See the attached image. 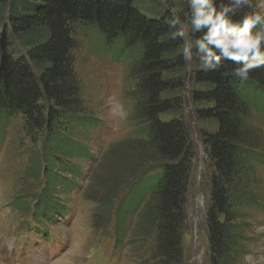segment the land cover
Wrapping results in <instances>:
<instances>
[{
    "label": "trees",
    "instance_id": "obj_1",
    "mask_svg": "<svg viewBox=\"0 0 264 264\" xmlns=\"http://www.w3.org/2000/svg\"><path fill=\"white\" fill-rule=\"evenodd\" d=\"M172 14L152 1L0 0V148L7 128L20 120L37 147L28 175L42 183L32 205L17 197L9 206L29 213L36 225L55 224L65 217L63 195L85 176L82 162L100 163L91 145L101 122L86 109L75 72L78 31L97 54L128 63L136 130L146 136L139 146L149 149L139 159L148 169L119 200L118 186L103 188L97 210L105 216L104 232L113 218L112 239L125 243L126 220L140 211L153 241L148 264L182 263L192 148L180 94L188 84L195 120L212 126L201 132L213 167L208 264H240L250 252L251 213L264 208V139L250 132L254 118L264 125V69L244 82L228 75L230 61L218 72L199 71L195 62L187 70L181 41L168 36L165 19ZM179 14L187 15L184 2ZM114 157L106 163L109 179L124 167L123 156Z\"/></svg>",
    "mask_w": 264,
    "mask_h": 264
},
{
    "label": "rangeland",
    "instance_id": "obj_2",
    "mask_svg": "<svg viewBox=\"0 0 264 264\" xmlns=\"http://www.w3.org/2000/svg\"><path fill=\"white\" fill-rule=\"evenodd\" d=\"M139 1L158 3L170 9L173 14L181 12L184 2ZM75 38L78 42L75 72L84 104L89 114L101 122L93 132L91 145L100 163L95 165L82 162L85 176L77 180L73 192L63 195V201L66 202L64 218L55 224L36 225L29 213H20L9 206L17 197L32 205L42 187L40 176L28 175L30 156L37 153L36 145L25 134L20 120L10 124L0 148V264H148L147 257L153 241L142 227L141 212L127 218L126 242L115 244L111 235L113 218L109 230L104 232L105 216L103 210H97L99 201L103 200L104 187L108 190L118 186L119 200L129 186L148 169L147 165L141 167L139 161L148 156L149 149L144 145L139 146V142H145L146 136L136 130V82L129 74L127 62H118L107 55L97 54L89 48L84 34L78 31ZM191 68L192 64L187 63L186 69ZM189 89L190 85L187 84L180 94L185 102L180 118L188 127L192 148L184 205L186 219L182 233L181 264H208L206 214L211 202L213 167L201 132L211 125H202L195 120L193 106L188 98ZM116 102L127 111V120L121 121L110 115V104ZM251 122L253 125L250 132L261 141L264 139V125L256 118ZM114 156H123L120 165L124 167L119 173L112 172L109 179L107 174L110 171L106 163L111 162ZM250 226L249 236L252 241L247 256L253 257L256 264H264V208L251 213ZM43 228L49 230V233L46 234ZM240 264H243L242 260Z\"/></svg>",
    "mask_w": 264,
    "mask_h": 264
},
{
    "label": "clouds",
    "instance_id": "obj_3",
    "mask_svg": "<svg viewBox=\"0 0 264 264\" xmlns=\"http://www.w3.org/2000/svg\"><path fill=\"white\" fill-rule=\"evenodd\" d=\"M187 15L165 19L170 39L181 41L179 53L199 71H220L224 61L234 65L228 75L247 81L264 69V0H184ZM199 34V35H197ZM110 115L125 121L128 113L116 102ZM243 264H256L251 256Z\"/></svg>",
    "mask_w": 264,
    "mask_h": 264
}]
</instances>
